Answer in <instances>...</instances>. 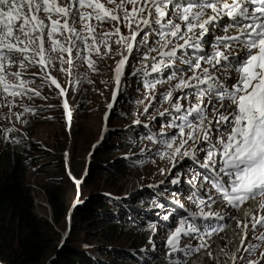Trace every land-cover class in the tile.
I'll use <instances>...</instances> for the list:
<instances>
[{"label":"snow or ice","instance_id":"6c2138e0","mask_svg":"<svg viewBox=\"0 0 264 264\" xmlns=\"http://www.w3.org/2000/svg\"><path fill=\"white\" fill-rule=\"evenodd\" d=\"M103 23H111L112 28L98 33ZM121 25L128 30L127 35L122 33ZM215 32L222 34L213 36L211 51L206 52V37ZM110 40L128 53L146 48L145 60L155 53L151 56L152 73L175 68L167 81L146 85L155 88L159 83L176 81L163 93L164 100L171 101L174 91L189 90L172 104L177 113L183 109V114L174 117L170 124L176 131L162 141V157L196 159V152L203 151L202 167L216 172L212 187L233 207L239 208L257 194L264 196V0H0V99L12 98L7 105L11 113L17 97L41 96L25 79V69L33 65H39L43 73L41 87L55 85L64 96L66 90L49 71L55 61L61 71L69 74L77 61L86 62L95 70L91 54L100 56L102 46L111 52ZM150 40L154 46H149ZM127 61L128 57L122 56L117 62V87ZM177 61L186 67L180 68ZM64 64L69 68L65 69ZM12 67L17 70L10 71ZM148 67L145 66L146 75ZM225 76L234 83L226 84ZM115 95L114 92V98ZM205 96L209 98L207 104ZM192 98L197 103L192 104ZM181 100H189V106L184 108ZM21 106L24 112L35 111ZM63 107L70 121L66 99ZM209 111L214 113V119L206 124ZM12 114L17 119L23 115ZM215 133L219 135L214 136ZM190 143L196 147L189 148ZM204 143L208 145L206 149L202 147ZM204 204L200 199L198 206ZM257 206L264 211V202ZM200 215L218 214L201 211ZM245 215L251 216L253 233L264 227V215H252V210ZM185 223L181 221L169 237L170 245L174 246L185 232ZM248 227V223L243 224L242 245L248 238ZM188 230L197 231L191 224ZM253 239L258 243L242 247L248 257L264 244V232ZM239 259L241 264H264V251L259 252L257 259ZM233 260L235 264L236 258Z\"/></svg>","mask_w":264,"mask_h":264},{"label":"rangeland","instance_id":"374dc122","mask_svg":"<svg viewBox=\"0 0 264 264\" xmlns=\"http://www.w3.org/2000/svg\"><path fill=\"white\" fill-rule=\"evenodd\" d=\"M111 28V23H103L97 29V32H103ZM121 31L124 35L128 34V30L122 25ZM114 39L115 37H113V40ZM137 39L139 40V37H137ZM109 43L112 48L111 52H108L102 46L100 49V56L94 53L91 54V59L97 62V65L95 64V70L88 69L90 73L87 74V78L85 79L80 78V76L84 74V71H82V69L80 70L79 79H77L79 80V85L76 91L73 90L75 87H72L71 84L68 86L69 103L73 120L71 137L67 132L65 135L63 131L65 115L59 95L49 86L41 87L42 80L40 77L43 73L39 65H33L31 66L32 68L29 74L31 76H29L27 81H29V84L34 89L36 88V90L41 92V96H31V98L25 96V99L14 102V106L11 107V113L7 106L8 103H3L2 106H0V117L3 118L0 119V138L3 133H7V129L16 126L19 130L11 131L10 138L12 140L16 141L24 137V139H27L28 143H30V148L32 144L36 143L48 145L49 148L45 146L46 150L44 151H32L33 164L27 171V182L32 188L35 213L41 218L50 220V209L44 202L43 187L58 184L65 188L66 197L69 191V189H67L68 180L76 182L74 180V174L80 172L78 177L81 178L79 179V183L82 185L90 168L95 149L103 143L105 137L109 133L116 130L117 132L120 131L121 141H128L133 147L128 148V150L119 149L114 155H116V157H121L120 155L137 156L138 164L137 167L129 171L127 177L119 179L115 185L109 186V191L104 192L110 193L108 194L111 195L109 197H113L114 200L121 202V204L125 206L124 208L129 214L128 222L132 227L134 226L135 228L133 219L136 218H138L137 221H139L140 226L137 229L121 232L118 245L122 250H128L129 247H134L135 241L138 240L140 236H143L142 231H145L146 235L143 243L134 248L142 253V257L146 255L153 259H159L167 254L175 264H192V258L196 256L199 257L198 254L201 248L198 242L192 244V242L188 241L185 235L181 233L174 246L168 243L169 237L175 232L177 227L181 226V221L188 222L189 219L184 217V215H180L173 221L172 226L164 225L165 230H163L161 221L158 220V217L159 214L164 215V210L167 207L164 206L165 204H160V206L157 205L159 203V199L157 200L158 192L169 197L173 195L174 192L175 183H173V181L183 180L188 157L180 158L177 156L175 160L167 156L162 157L159 149L157 152H153V148L158 147V145L150 143L147 138V134L150 131L161 130V132H163L164 129H159V127L166 117H164L165 113H163L164 107L163 105H159L157 96L164 100L163 93L169 91L175 85L176 81L170 86H167L165 83H159L155 88H149L146 85L156 80L163 81V72L167 71V73L171 74L175 68H165L162 72L150 75L153 76L150 80L144 79L143 77L147 76L149 73L146 75L145 71L142 70V72H140L139 63L145 57L147 49L140 47L138 49L139 51L145 50L143 55L139 56L138 54H134L129 57L123 71V79L120 82L121 86L117 91L118 87L112 74L114 75V69L117 62L121 59V54H124L127 50L113 43L111 40ZM149 46H154L152 40L149 41ZM150 55H155V53H151ZM83 66L86 67L84 64ZM63 67L65 69L69 68L67 64H64ZM12 68L17 70L16 67ZM60 68L61 65L59 62L55 61V67L50 69H52L55 76L61 80L64 86L67 87L69 83L68 71H61ZM32 74L36 75L33 76ZM139 74H141L140 77H138ZM181 74L182 73H177L178 76ZM72 75L71 73V76ZM138 82L146 87L147 94L138 88ZM114 92L116 93L115 98L113 96ZM184 93H187V90L183 92L174 91L172 100L167 102L172 105L176 102V98L182 96ZM43 97H47V99ZM153 97H155V99H153ZM184 101L185 100H181L180 103L182 104ZM21 104L27 105L29 108H34L35 111L24 112ZM109 104H111V107H109ZM118 107L123 109V112L126 113H119L117 111ZM146 108L147 111H145ZM166 109L167 111L174 110L173 108ZM182 112L183 110L181 114H183ZM12 113H23V115L15 122L17 117ZM161 113H163V115H161ZM120 117H122V120L124 119V124L117 122ZM32 121H34L32 126L33 134H29L22 125L24 124L25 126L26 123L30 124ZM156 124L157 126H154ZM144 126L147 127L144 128ZM169 127L170 125L168 124V128ZM67 149L69 151V161H63V154ZM70 162L72 163V171L69 166ZM86 162H89V167L87 171L83 173L82 170L86 166ZM106 177L107 175L102 173L101 180H104ZM108 180H110L109 177ZM164 184H167L168 188L159 187V185ZM115 186L116 188L124 187L120 192L121 194L117 193V195L116 192H114L116 189L114 188ZM153 188H155V191H153ZM164 189L167 190L162 191ZM142 192H144L143 195L141 194ZM86 193H88V190ZM137 195L141 196L142 201H133L134 204H126L123 202V200L128 197L135 198ZM153 197L154 199L150 206H145L143 204L146 200L152 199ZM68 199L69 198H67L66 201H68ZM187 199V196H182L179 197V201L177 202H186ZM71 201L72 199L70 202ZM81 202H84V200L78 201L79 204ZM75 203H77V201H75ZM157 206L160 207L158 212L156 210L158 209ZM134 208L141 210L142 215L140 218L133 213ZM112 210L118 212V208L113 209V207H111L110 212ZM150 210L154 211L150 212ZM101 215L105 216V213L102 212ZM167 217H169V213ZM66 225L71 228V216L66 218ZM61 226H63V222ZM96 226L100 227V223L94 220L87 223L81 222L78 230L81 235L79 242L85 244L90 242L94 247L102 248L99 232H96L94 229ZM65 232L66 230L63 234ZM256 234L259 235L260 231L256 230ZM221 237L226 239V235ZM242 251L241 255L238 257L237 264H241L240 257L248 256L247 253ZM205 252L210 254L208 256L211 259V264H214L213 248ZM54 256L55 254L51 258ZM254 257L255 256L252 255L247 258L254 259ZM50 259L46 264H50L55 258L51 261Z\"/></svg>","mask_w":264,"mask_h":264},{"label":"trees","instance_id":"16d2710c","mask_svg":"<svg viewBox=\"0 0 264 264\" xmlns=\"http://www.w3.org/2000/svg\"><path fill=\"white\" fill-rule=\"evenodd\" d=\"M95 64L97 65V62ZM81 69L84 74L80 78H87L90 68L84 67L81 61L75 62L70 70L68 86L71 84L72 87H75L73 88L75 91L79 85L76 80L79 79ZM138 88L143 91L139 85ZM117 111L121 114L126 113L120 107L117 108ZM121 120L122 117L117 122L124 124V119ZM33 124L34 121L25 124L29 134H33ZM72 130L73 128L71 134ZM63 131L66 135L65 127ZM65 135L63 134L64 137ZM120 135V131L117 132V130L109 133L103 143L95 149L88 173L83 184L80 185L81 200H84V204L73 209L71 228L65 241L59 247L63 232L67 229L66 217L69 202L78 189L74 182L68 180L67 189L69 191L65 197V188L58 184L43 187L44 202L49 205L50 209V220L39 217L34 210L35 203L32 188L27 182V171L33 164L32 151H44V149L38 144H32L31 148L22 147L19 142L11 141L8 132L3 133L0 138L1 262L6 264H46L58 250L57 257L50 264H175L169 256L159 259H153L146 255L142 257V253L138 249H134L143 243L145 231H142L143 236L135 241L134 247L122 250L118 245L121 232L137 229L140 226L138 218H136L133 219L135 228L132 227L128 222L129 214L124 208L125 206L114 200L113 197H109L110 193L104 192L109 191V186L115 185L119 179L127 177L129 171L137 167L138 164L137 156L120 155L121 157H116L114 155L119 149L128 150L133 147L130 142L121 141ZM46 146L48 147V145ZM70 169L72 171V163ZM102 173L107 175L104 180H101ZM74 175L79 176L80 172ZM123 189V186L118 187L114 192L121 194ZM87 190L88 193H86ZM141 194L143 195L144 192ZM67 198H69L68 201H66ZM153 199L154 197L149 200L145 199L143 204L150 206ZM136 200L142 201L141 196L128 197L123 202L134 204L133 201ZM111 207L118 208V212L115 210L110 212ZM102 212L105 213V216L101 215ZM133 213L139 218L142 215L141 210L136 208L133 209ZM93 220L100 223V227L96 226L94 229L99 232L102 248L94 247L90 242L87 244L79 242L80 223ZM62 222L63 226H61Z\"/></svg>","mask_w":264,"mask_h":264},{"label":"bare ground","instance_id":"6f19581e","mask_svg":"<svg viewBox=\"0 0 264 264\" xmlns=\"http://www.w3.org/2000/svg\"><path fill=\"white\" fill-rule=\"evenodd\" d=\"M108 56H110V55H108ZM123 74H124V72H123ZM112 76L115 77V70H114V75L112 74ZM122 79H123V75L120 78V82ZM116 85H117V83H116ZM120 86H121V83H119V87ZM119 87H118L117 91L119 90ZM109 105H111V104H109ZM164 185H159V187L161 186L162 188H168L167 184H164ZM165 190H167V189H164L162 191H165ZM153 191H155V188H153ZM76 200L78 202V199H76ZM159 201L162 203H165V206L167 207L168 203L165 202V196L160 197ZM249 205H252V204H249ZM177 206H178V209L181 210L180 204H177ZM158 209H159V207H158ZM182 211L184 212V210H181V212ZM168 213H169V210L164 213L163 217L168 218L167 217ZM173 213H176V212L173 211ZM169 215H171V214H169ZM229 228H231L232 231L227 235V237L225 239V243L224 244H221V243L215 244V247L213 250L214 251V253H213L214 264H234V260H233L234 257L236 258L235 264H237L238 256L242 251V247L244 246L245 241L243 242V245H242L243 233H241L237 229L235 222L231 223ZM237 230H238V232H237ZM204 258H206V256ZM207 263H209V261L208 262H207V260L203 261L200 256L199 257L196 256V257L192 258V264H207ZM210 264H211V259H210Z\"/></svg>","mask_w":264,"mask_h":264},{"label":"clouds","instance_id":"9594fccd","mask_svg":"<svg viewBox=\"0 0 264 264\" xmlns=\"http://www.w3.org/2000/svg\"><path fill=\"white\" fill-rule=\"evenodd\" d=\"M121 58H122V56H121ZM65 59H67V57H65ZM82 63H84V62H82ZM142 63H143V59H142V61L139 63V65H142ZM31 68L32 67H27L26 69H25V71H26V73H27V75L25 76V79L27 80L28 78H29V76H31V75H29L30 74V72H31ZM90 69H92V68H90ZM51 70V71H50ZM10 71H16L15 69H13V68H11L10 69ZM49 71H50V74H51V76H54L56 79H57V81L59 82V84H60V86L62 87V88H64L65 90H66V94L64 95V96H61L60 95V90L59 89H57L56 87H55V85H51V89L52 90H55L56 92H57V94L59 95V97H60V100H61V106H62V109H63V111H64V107H63V102H64V100L66 99L67 100V103H68V111H70V113H71V108H70V103H69V99H68V85H67V87H65L64 86V84L61 82V80H59L56 76H55V74L53 73V71H52V69H49ZM68 74H69V72H68ZM69 78L70 77H68V81H69ZM69 84V83H68ZM29 87L30 88H33L30 84H29ZM36 89V88H35ZM30 95V94H29ZM12 98L11 97H8L7 99H0V106H2V104L3 103H9V100H11ZM23 99H25L24 97H23ZM23 99H21L20 97H17L16 99H15V101L14 102H19V101H21V100H23ZM65 115V114H64ZM0 119H3L2 117H0ZM64 119H65V125H63L65 128H66V132H67V134L70 136L71 135V129H72V124H73V122H72V113H71V118H70V121H69V118L67 119L66 118V116H64ZM16 121H18V119H16L15 120V122ZM24 128H25V130L27 131V127H25L24 125H22ZM14 127V129L15 130H19V129H17L16 128V126H13ZM12 128V127H11ZM10 133L11 132H8V134H9V138H10ZM28 133V132H27ZM11 139V138H10ZM11 141H14V142H19V144L22 146V147H25V148H30V143H28V140L26 139H24V137H22L20 140H12L11 139ZM36 144H38L39 146H41L44 150H46L45 149V146L46 145H43V144H40V143H36ZM47 147V146H46ZM63 157H64V160L63 161H69V151H68V149L65 151V153L63 154ZM87 163L88 162H86V166L84 167V169L82 170V172L84 173V171H87ZM70 164H71V162L69 163V166H70ZM71 170V169H70ZM72 173V172H71ZM77 177V178H76ZM74 180L76 181V182H74L75 183V185H76V187H77V189H78V192L77 193H79L80 195H81V192H80V183H77V182H79V179H81L80 177H78V176H75L74 175ZM73 180V181H74ZM76 193V194H77ZM76 194H74L73 196H76ZM111 196V195H110ZM158 196H160V197H162V196H165L164 194H161V193H157V197ZM172 196V195H171ZM156 197V198H157ZM73 198V197H72ZM71 198V199H72ZM81 198H82V195L80 196V200H81ZM159 199V197L157 198V200ZM83 202H81V204H82ZM47 204V203H46ZM70 204V203H69ZM81 204H79V205H81ZM160 204H162V205H164L165 203H162V202H160L159 201V203L157 204V205H159L160 206ZM47 206L49 207V205L47 204ZM78 206V205H77ZM165 206V205H164ZM75 208V207H74ZM73 208V209H74ZM160 208V207H159ZM73 209L72 210H70L69 211V209H68V212H67V217L68 216H71L72 215V211H73ZM167 209L168 210H170V206H169V208H168V206H167ZM155 210V209H154ZM154 210H150V212L151 211H154ZM157 210V209H156ZM159 210V209H158ZM157 210V211H158ZM168 210H164V213L165 212H167ZM147 211H149V210H147ZM174 211V210H173ZM172 211V212H173ZM70 212H71V214H70ZM172 212H170L169 211V214H171L172 215ZM70 214V215H69ZM66 217V218H67ZM152 217V216H151ZM169 217H171L170 215H169ZM168 217V218H169ZM161 219H166V218H164L163 217V214L161 215V214H159V217H158V220L159 221H161ZM161 225H162V228H163V230H165V227H164V225L162 224V222H161ZM170 226H172V224H170ZM166 256H168L167 254H165L163 257L165 258ZM0 264H6V263H4V262H1L0 261Z\"/></svg>","mask_w":264,"mask_h":264},{"label":"water","instance_id":"95a60500","mask_svg":"<svg viewBox=\"0 0 264 264\" xmlns=\"http://www.w3.org/2000/svg\"><path fill=\"white\" fill-rule=\"evenodd\" d=\"M89 167V162L87 163V168ZM70 214H71V212H70ZM69 214V215H70ZM69 226L67 227V229H66V232L63 234V236H62V238H61V241L59 242V247L63 244V242L65 241V239H66V237H67V234H68V232H69ZM57 253H58V250H57V252L55 253V256L53 257V258H56L57 257ZM53 258H51L50 259V261L53 259Z\"/></svg>","mask_w":264,"mask_h":264}]
</instances>
